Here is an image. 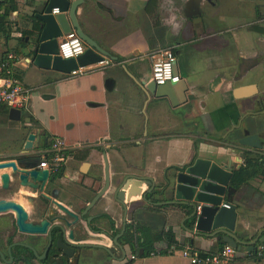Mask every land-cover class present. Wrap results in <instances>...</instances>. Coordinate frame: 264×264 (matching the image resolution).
Wrapping results in <instances>:
<instances>
[{
    "label": "crops",
    "instance_id": "0c3cea01",
    "mask_svg": "<svg viewBox=\"0 0 264 264\" xmlns=\"http://www.w3.org/2000/svg\"><path fill=\"white\" fill-rule=\"evenodd\" d=\"M41 1L14 0L7 13V3L0 6L7 21L0 23V57L14 52V69L32 89L29 111H20L19 120L10 119L9 109L0 106V157L37 155L56 138L68 152L83 157L90 153L95 164L92 178L85 180L87 204L104 180L95 154L103 142L111 186L89 209L93 225L109 233L130 221L131 227L147 233L152 246V252L143 255L145 246L126 242L122 235L125 258L118 260L122 254L117 250L108 253L112 240L88 234L84 242L102 248H80L69 264H190L182 248L211 253L226 245L221 235L190 234L186 227L191 209L172 202V176L197 158L231 162L222 203L235 207L233 234L245 242L258 233L264 236V0H183L184 20L177 14L160 18L155 29L151 16L158 0L150 6L149 0H83L76 8L77 21L107 53L103 59L114 64L73 77L28 59L30 28ZM158 48L175 52V68L186 86L181 98L157 96L146 88L148 54ZM30 132L38 133L39 141L23 150ZM74 166L66 174L77 180ZM124 175L151 178L154 188L148 197L157 204L133 197L126 202L131 212L125 215L112 199L113 184ZM127 182L133 189L143 185L135 179ZM19 192L14 199L30 208L24 195L35 193L22 187ZM70 202L71 210L83 206ZM167 230L174 237L172 244L164 236ZM259 245L264 243L257 242L254 251L241 245L232 264H264V249L256 253Z\"/></svg>",
    "mask_w": 264,
    "mask_h": 264
},
{
    "label": "water",
    "instance_id": "95a60500",
    "mask_svg": "<svg viewBox=\"0 0 264 264\" xmlns=\"http://www.w3.org/2000/svg\"><path fill=\"white\" fill-rule=\"evenodd\" d=\"M83 0H42L39 8L34 14V22L31 24L32 37L29 40L26 52L28 59L37 67L44 69H53L64 73H69L78 66H87L95 64L103 60V56L107 53L101 49L97 43L85 34L77 21L76 8L82 4ZM53 9H57L53 13ZM74 31L78 37L84 42L85 48L82 54L75 58L64 59L58 55L57 43L58 39L67 33ZM176 62V61H175ZM173 70L177 73L175 63ZM185 83L180 79L176 83H165L164 85H156L150 80L146 88L148 91H157V96H168L176 98L180 97V91L185 90ZM9 118L12 120L20 119V111L15 108L9 109ZM35 140V141H34ZM34 141V142H33ZM39 135L32 132L26 136L23 150H31L37 145ZM36 142V143H35ZM28 162L20 166H16L13 161L0 162V171L9 169V172H0V190L8 189L9 183L14 180L21 187H29L36 189L43 184L48 177L47 169H38L37 164ZM106 162V161H105ZM106 164V163H105ZM231 162H215L205 158H197L192 164L182 168L172 176L174 180L172 191L174 199L172 202L180 203L191 209L190 217L193 223L186 230L193 235L201 237H220L222 241L231 246L235 250H239L241 245L254 251L257 242L264 243V236L258 233L257 236L250 241H242L233 234L236 212L233 204L225 207L222 204V196L228 188L231 172ZM135 179L139 183L145 185V189L141 190L131 188V183L127 182ZM169 183V181H168ZM111 183L109 181L107 164L104 171V185L92 198L86 206L85 212L91 208L95 201L107 193ZM154 188L153 180L145 176H120L113 184L112 199L123 209H126V202H132L133 197H140L148 200L149 204L156 205V201L149 199L148 195ZM42 207L39 209V215H45V218L36 222H24L25 213L21 206L13 200L0 198V214L14 211L16 215V224L19 231L34 234L39 239L47 236L49 242L54 240L56 247L62 250V255L68 259L74 257V248H95L99 245L84 242L88 234L94 233L86 225V229L76 225L77 216L67 207H64L58 201L49 197L44 199ZM200 207L199 210L197 207ZM50 217V219H46ZM73 218V220H69ZM49 226V227H48ZM125 227H123L124 231ZM112 235L108 232L100 231L120 249L122 255L118 260L125 258V252L122 251V243L117 239L123 234ZM86 233V236L83 233ZM102 248V247H101ZM56 249V248H55ZM108 253L111 254L108 250Z\"/></svg>",
    "mask_w": 264,
    "mask_h": 264
},
{
    "label": "flooded vegetation",
    "instance_id": "af4514ba",
    "mask_svg": "<svg viewBox=\"0 0 264 264\" xmlns=\"http://www.w3.org/2000/svg\"><path fill=\"white\" fill-rule=\"evenodd\" d=\"M111 145L112 144H110L108 148ZM104 148L105 144L101 142V144L97 146V149L95 151V154L98 153V165L103 173L105 171L106 164L107 169L109 168L106 152L103 150ZM89 154L90 153L86 154L85 157H83V155L80 156L79 153L67 151L62 159V162L59 164L57 171L55 173L48 172V177L45 179L43 184H40L36 189L22 187L23 189L29 190L31 193H35L32 196L24 195V197L30 199V208H25L22 203L16 201L13 197L16 194H20L19 189L21 186L17 184V181L9 183L8 189L0 190V198L13 200L15 203L19 204L25 213L24 222H36L38 220H41L42 218H45V215L40 216L38 212L45 201L44 199L47 197L58 201L67 208L70 207V200H73L74 202H76V204L79 202H83V206L76 207V210H71L69 208L77 216L76 225H78L79 227H82L81 225H83L84 229H86V225L88 224L90 230L94 231V233L92 234H98L97 232H100V228H97L93 225L92 217L89 214L90 208L85 212L86 206L96 194H93L87 204L85 203L86 201L83 197L84 192H86L85 190L88 189V185L86 184L85 180L87 177L92 178V176L90 175V171L93 167V164H95L92 162ZM39 159L40 157L38 154H30L27 156L16 154L10 156H2L0 157V162L13 161L18 167L28 162L35 163L37 162V160L39 161ZM72 164L75 165L74 168L79 175L76 177L77 180H73V178L67 177L66 174L67 168ZM72 185L76 186L77 189L71 190L70 186ZM103 185L104 180L102 182L101 188L103 187ZM143 201L148 203V200L143 199ZM119 208H121L122 212L125 215H128V213L131 212L130 207H128L127 205L126 209H123L120 206ZM46 219L48 220L50 219V217H46ZM68 219L73 220V218L69 217ZM130 224V221H125V223L119 229L115 231L110 230L109 233L112 235V237H114L115 235L120 234L121 231H123V227H125V229L122 235L126 236L129 233H134L135 227H131ZM83 234L84 235L82 236H86L85 232ZM117 241L120 242V238H118ZM124 245L125 244L122 243V251L125 252L126 250ZM114 250H117L120 254H122L121 248L119 249L112 241L111 247H109V251L113 254ZM78 252H80V248L75 247L74 256L77 255ZM70 260L71 259H68L62 255V250L56 247V243L54 240H51V242H49L47 236L39 239V237L34 234L19 231L16 224V215L14 211L0 214V264H69Z\"/></svg>",
    "mask_w": 264,
    "mask_h": 264
},
{
    "label": "built area",
    "instance_id": "2783aa9c",
    "mask_svg": "<svg viewBox=\"0 0 264 264\" xmlns=\"http://www.w3.org/2000/svg\"><path fill=\"white\" fill-rule=\"evenodd\" d=\"M52 12L56 13L57 9H53ZM57 48L58 55L61 58L68 59L82 54L85 45L78 35L71 31L58 39ZM17 59V55L11 51L5 52L0 57V106L28 112L32 89L25 86L16 73L14 64ZM148 60L150 62V80L154 81L156 85H164L168 82L176 83L180 80V76L173 70L176 56L171 48H158L150 51ZM113 64L111 60L103 59L95 64L78 66L67 74L73 77ZM67 151L68 148L63 140L58 138L51 140L46 148L38 152L40 159L37 168L47 169L49 173H55ZM222 205L229 207L227 203ZM199 208L198 206L197 209L199 210ZM263 249L264 245H259L256 253L260 255ZM235 252V249L227 244L211 253H201L188 246L180 250L181 255L187 258L190 264H232ZM130 258L134 259L135 255H131Z\"/></svg>",
    "mask_w": 264,
    "mask_h": 264
},
{
    "label": "trees",
    "instance_id": "16d2710c",
    "mask_svg": "<svg viewBox=\"0 0 264 264\" xmlns=\"http://www.w3.org/2000/svg\"><path fill=\"white\" fill-rule=\"evenodd\" d=\"M13 1L14 0H0V6L3 4V3H7V5H8V7H7V10H6V12L5 13H7V11L8 10H10V9H12L11 8V6L13 5L12 3H13ZM156 1L157 0H149V2H148V6H150V5H154L155 3H156ZM147 6V7H148ZM4 12V11H3ZM1 13L0 14V23L1 22H4L5 20H4V13ZM4 15V16H3ZM5 22H7V21H5ZM45 146V148L48 146V143L46 142L45 144H44ZM188 225L190 226V225H192V223H193V218H191L190 220H188ZM135 227V232L134 233H129V234H127L126 235V237H125V241L126 242H130V243H133L134 241H136L137 243H139L140 245H142L143 247L145 246L146 248H145V254L143 253V255H146V254H149L150 252H152V246L150 245V241H149V239H148V236H147V233L143 230V229H141L140 227H136V226H134ZM164 236H165V238H166V240H167V242H168V244H172L173 242H174V237H173V235H172V233H171V231H169V230H167L165 233H164ZM141 239H142V241H141ZM147 245H149V247L147 246ZM221 248V247H220ZM136 249L137 248H135L134 247V251H136Z\"/></svg>",
    "mask_w": 264,
    "mask_h": 264
},
{
    "label": "rangeland",
    "instance_id": "374dc122",
    "mask_svg": "<svg viewBox=\"0 0 264 264\" xmlns=\"http://www.w3.org/2000/svg\"><path fill=\"white\" fill-rule=\"evenodd\" d=\"M158 6L154 8L153 15L151 16V24L155 29V25L157 21H160V18H171L173 14H177L178 19L184 20L181 15H183V11L181 12V5L183 0H158ZM163 20V19H162ZM187 21H184L186 23Z\"/></svg>",
    "mask_w": 264,
    "mask_h": 264
}]
</instances>
